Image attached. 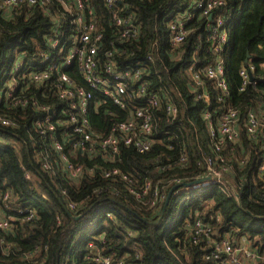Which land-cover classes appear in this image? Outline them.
I'll return each mask as SVG.
<instances>
[{
  "label": "trees",
  "instance_id": "1",
  "mask_svg": "<svg viewBox=\"0 0 264 264\" xmlns=\"http://www.w3.org/2000/svg\"><path fill=\"white\" fill-rule=\"evenodd\" d=\"M226 5L213 12L225 17L230 37L223 52L225 78L228 96L224 103H218L220 92L205 80L211 95L212 114L224 106H231L240 112L244 120L248 110L258 103L264 104V0H224ZM193 2V1H192ZM191 0H123L122 13L134 15L141 24V36L124 46L118 47L134 52L131 64L144 62L147 54L153 53L152 43L159 37L160 54L152 67V87L164 90L180 107L177 120L170 122L163 113L153 112L158 117L159 134L164 144H156L149 152L140 154L134 148L121 146L114 163H105L101 158L79 161L89 167L97 166L95 177L74 183L66 178L52 179L33 160L29 119H20L23 111L0 106V116L17 117L16 130L19 150L14 147H0V196L7 191L13 194L11 209H5L0 198L2 216L10 223L7 230L0 229V264H94L97 256L123 258L130 264H184L185 256L180 249L189 234L188 223L197 217L203 218L219 231V235L232 233L246 236L253 247L264 253V189L253 185L254 145L242 131L238 145L227 144L221 155L226 158L238 187L237 199H228L219 189L202 193H189L179 204L172 227L165 231L162 221L169 218V193L178 190L180 180L188 185L201 174L197 167L200 153L193 145V131L187 118L195 121L200 134L203 153L211 155L205 123L200 118L207 104L197 100L191 91L187 75L189 64L204 67L215 60L208 39L210 21L197 17L186 29L189 36L179 49L169 46V22L184 14L192 4ZM104 29V48L115 38L113 21L104 7L103 0H90ZM212 23V22H211ZM49 20L36 14L26 16L25 12L8 20L0 13V63L6 67L10 57L26 53L32 57L35 43L40 42ZM102 54V53H101ZM256 65V76H263L258 86H250L239 92V72L247 56ZM121 59V62L125 61ZM78 80V78L76 77ZM95 99L104 98L95 93ZM91 123L95 130L106 135L114 124L127 120L128 113L114 106L110 100L92 109ZM2 127L0 126V133ZM183 153L188 163H181ZM250 154L242 166L241 161ZM25 164L31 172L26 179L20 168ZM116 169L120 175L114 179L103 178L104 171ZM127 178V182L123 179ZM147 182L154 190L166 196L155 209H150L153 194L139 202L128 188L141 192ZM62 191L66 192L63 197ZM184 194V193H183ZM69 203L76 204L77 212H71ZM109 214L111 216H109ZM80 216V219L75 217ZM176 222L173 224V220ZM179 241V242H178ZM92 244L93 247L89 245ZM191 261L188 264H206L202 259L204 249L198 245L188 246ZM114 258V259H115ZM177 258L182 262L180 263Z\"/></svg>",
  "mask_w": 264,
  "mask_h": 264
},
{
  "label": "built area",
  "instance_id": "2",
  "mask_svg": "<svg viewBox=\"0 0 264 264\" xmlns=\"http://www.w3.org/2000/svg\"><path fill=\"white\" fill-rule=\"evenodd\" d=\"M191 2L184 14L169 22V46L177 50L185 44L189 36L186 26L196 19L197 14L200 18L209 19L208 39L215 60L204 67L189 64L187 75L197 100L207 104L199 116L205 123L211 155L203 153L201 132L195 121L188 117L186 121L192 127L194 149L200 153L197 167L201 174L188 185L178 180L176 183L181 186L174 195L219 189L226 198L237 199L238 187L233 172L221 153L227 144L238 145L244 131L255 152L251 183L255 186L261 184L264 189V104L258 103L250 108L244 120L240 112L231 106L222 107L216 115L211 113L212 99L205 80H209L212 87L220 92L219 104L224 103V98L228 96L223 52L230 33L223 15L213 17L214 10L222 8L226 2ZM103 3L113 17L111 27L116 30L108 49L104 48V29L90 0H0V13L8 20L25 12L27 18L38 14L50 23L40 42L32 40L35 43L32 57L18 52L12 60L10 57L6 67L0 63V106L22 110L20 119L30 118L28 127L34 149L33 160L53 180L66 178L80 183L87 177H95L97 166L89 167L79 161L101 158L105 163L112 164L118 158L121 146L134 148L140 154L149 152L156 144L165 143L162 138H154L159 134V123L153 112L163 113L172 123L179 116L180 107L164 90L152 87L150 81L152 67L155 68L158 58L156 55L160 54L159 37H155L153 53L147 54L144 62L131 64L134 52L118 47L138 39L142 26L134 15H123L120 7L123 0H103ZM125 57V61L121 62ZM260 67L264 69V64ZM256 70L254 63L245 61L239 72V92L258 86L263 76H256ZM95 93L101 94L104 99L96 101ZM107 100L128 113V118L114 124L108 134L102 135L95 130L90 117L92 109L103 102L106 104ZM12 119L18 118L0 116V147H14L18 151L19 143L15 136L19 123ZM249 158L250 154L240 164L243 166ZM186 162L188 156L183 153L181 163ZM20 168L25 178L30 179L31 172L25 164H21ZM102 175L105 179H114L120 173L112 169ZM123 180L127 182V178ZM128 191L139 202L153 194L150 209H159L157 206L166 198L160 190H154L150 182L141 192L132 187ZM61 193L66 197V192ZM0 198L4 208L11 209L12 192L7 191ZM68 208L77 212L76 204L69 203ZM175 222L176 218L173 224ZM8 228L10 223L0 209V229ZM187 230V239L180 243L185 256L184 264L191 261L188 246L198 245L204 249L202 260L206 264H264V253H259L246 236L237 237L232 233L219 235L218 230L198 217L188 223ZM89 246L93 247L92 244ZM114 258L97 256L94 264H130L124 257ZM177 260L182 263L179 258Z\"/></svg>",
  "mask_w": 264,
  "mask_h": 264
},
{
  "label": "rangeland",
  "instance_id": "3",
  "mask_svg": "<svg viewBox=\"0 0 264 264\" xmlns=\"http://www.w3.org/2000/svg\"><path fill=\"white\" fill-rule=\"evenodd\" d=\"M187 194L189 193H184V194H181L180 196H178L176 199L177 200H172L171 203H170V206L168 208V210L170 211V215H169V218H165L163 221H162V225H163V229L165 231L169 230L171 227H172V219L175 217L176 215V211L179 207V204L185 200V197L187 196Z\"/></svg>",
  "mask_w": 264,
  "mask_h": 264
},
{
  "label": "water",
  "instance_id": "4",
  "mask_svg": "<svg viewBox=\"0 0 264 264\" xmlns=\"http://www.w3.org/2000/svg\"><path fill=\"white\" fill-rule=\"evenodd\" d=\"M249 60H250V56L248 55V56H247V59H246V62H248ZM174 191H175V189H173V190L169 193V195H168V200H167V202H166V205H168L169 200L171 199L172 195H174ZM236 198H237V197H236ZM237 200H238V198H237ZM75 219H76V220H77V219H80V216L75 217Z\"/></svg>",
  "mask_w": 264,
  "mask_h": 264
}]
</instances>
